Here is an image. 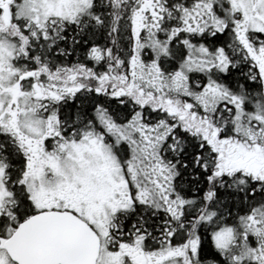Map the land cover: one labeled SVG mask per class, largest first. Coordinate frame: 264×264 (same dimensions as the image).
I'll return each instance as SVG.
<instances>
[{"label":"flooded vegetation","instance_id":"af4514ba","mask_svg":"<svg viewBox=\"0 0 264 264\" xmlns=\"http://www.w3.org/2000/svg\"><path fill=\"white\" fill-rule=\"evenodd\" d=\"M25 1L38 5L41 0ZM89 1L71 15L48 9L36 27L38 9L19 18V0H0V83L2 73L10 83L4 91L0 85V264L46 257L34 247L46 241L41 230L46 225L27 224L41 213H70L95 233L97 243L77 238L82 244L68 253L87 259L85 264H218L203 254L197 230L212 223L184 218L190 199L173 187L176 158L162 159L172 174L151 158L159 138L154 132L159 113L172 118L191 113L202 122L203 113L190 101L201 99L208 83L224 84L221 74L229 67L246 69L244 83L259 89L252 98L264 100V0ZM112 8L115 15L102 31L105 44L62 43L64 34L74 33L69 25L87 21L90 28L100 19L97 13ZM113 36L119 44L111 43ZM215 36H220L216 42ZM51 37L58 43H46ZM201 50L230 53V64L224 70L223 64L207 67ZM146 53L156 60V75L172 80L173 93L167 95L172 102L143 108L142 96L129 90L133 54L146 58ZM190 56L199 63L196 69L207 71L184 67ZM171 58V71L162 73L159 60ZM146 133L150 156L141 154ZM78 160L94 168L87 175L93 181L89 187L47 188L63 178L64 165ZM244 164L248 173L242 174L253 186L264 164L256 166L252 159H228L212 177L219 182L235 177Z\"/></svg>","mask_w":264,"mask_h":264},{"label":"trees","instance_id":"16d2710c","mask_svg":"<svg viewBox=\"0 0 264 264\" xmlns=\"http://www.w3.org/2000/svg\"><path fill=\"white\" fill-rule=\"evenodd\" d=\"M97 4V3H96ZM104 7V5H97V7ZM109 7V6H108ZM97 13V12H96ZM99 21H95L90 28L87 27V21L83 24H72L67 29H74L69 33L70 35H63L62 43L69 45H84V44H105L106 37L102 31L109 28V20L115 15L112 9L101 10L99 13ZM19 26L22 27L21 22ZM91 29V30H89ZM220 36L212 37L216 40ZM223 38V35H221ZM59 38L51 37L46 43L57 44ZM112 44H119V37H111ZM117 54H120L117 52ZM178 56V53H175ZM230 57L232 54H227ZM131 54L127 53V65ZM159 69L162 73L167 74L171 71V66L175 63V59L159 60ZM242 67V66H241ZM243 68V67H242ZM129 78V67L127 68ZM247 70L240 69L239 72L233 70L231 67L226 72L221 74L222 82L228 89L236 93L241 90L246 95L256 93L259 91L258 85L244 83ZM216 77L218 74H212ZM195 77H202L199 74H193ZM218 77V76H217ZM243 83V84H242ZM252 89L250 90V88ZM143 94V105H155L159 101L151 92L141 91ZM246 103H248L246 101ZM179 110L184 111V102H179ZM246 108L249 104H246ZM204 115V114H203ZM169 117L171 115L168 114ZM165 113L163 116L159 113V120L165 119L172 125L171 134L167 137L161 154L164 157L173 156L176 161L173 165L176 169V177L173 181V187L177 191L176 194L181 198H189L190 204L184 209V218H189L193 222L201 221L203 217L212 214L209 224L200 225L197 229L201 237V250L206 258H211L218 264H264V257L255 258L251 260H238L236 256V248L242 239V229L239 227V221L253 213H256L258 228L256 226L247 229L246 242L248 245L257 244L252 233L264 235V179L261 171L255 180L250 184V178L246 172L237 170L235 177H223L222 182L218 181V177H212V174H217L220 167H224V162L228 159H234L236 153L229 145V141L225 139L230 133L229 116L222 113L221 118L211 125L205 118L194 117L191 113H186L185 116H175L170 120ZM211 116V115H209ZM224 125L225 131L222 133L220 128ZM216 132L217 136L212 137ZM202 139H205L203 141ZM214 141L213 145H208V141ZM172 143L170 146L169 144ZM216 148V151L213 150ZM218 159V160H217ZM186 162L189 164L188 166ZM264 164L261 162L259 165ZM258 165V166H259ZM189 216V217H188ZM259 218V219H258ZM219 227L234 228V239L230 242L224 251H219L214 247L213 240L210 236L211 229ZM261 245H264V237L260 236ZM256 260V261H255Z\"/></svg>","mask_w":264,"mask_h":264},{"label":"rangeland","instance_id":"374dc122","mask_svg":"<svg viewBox=\"0 0 264 264\" xmlns=\"http://www.w3.org/2000/svg\"><path fill=\"white\" fill-rule=\"evenodd\" d=\"M19 1L21 6L19 5L16 17L27 18L30 16L33 9L39 10L40 15L37 13V16L33 17V23L36 24V27H39V24L42 25V21L40 20L42 19L44 12L48 9L50 11H59L62 15H71L73 12L76 13V6L88 5L89 7L91 3L89 0H41L38 5H34L28 1ZM21 1L24 3L22 4ZM133 55H136V57L133 68H130L129 70V90L140 94L141 96L143 95L141 94L142 90L151 92L152 95L155 98H158L159 101H165L166 103L172 102L173 98L167 99V95L173 93L170 89L172 80L167 78V76L156 75L155 58L151 61L150 53H146V58H143L144 56L142 57V54ZM198 55L200 56L201 61L206 62L207 67L212 64H223L222 70H224L225 67L230 64V58H228L227 54L220 55L218 53H210L201 50L198 52ZM189 60L190 62H187L186 64L184 63V67L186 65L190 68V70L195 69L203 73L207 71V69L202 67L196 69L198 68L199 63L193 59L192 56H190ZM185 70L188 71L186 68ZM1 78V80H4V83H0V85L4 91L5 89H8L7 87L10 83L9 80L6 79V73H2ZM174 84L177 85L176 81H174ZM257 95H262V91ZM246 101L248 103H246ZM190 103L195 105L196 108L205 115L206 120L211 125H213L212 122L215 123L219 118H221L222 113L230 115L228 119L230 123H227L230 127V134L225 139L229 141V145L232 146V150L236 153V157L234 159H237V162L240 161V159L245 161L247 159H252L256 166H258L261 162H264V100H260L259 98L253 99L252 94L246 95L241 90L234 93L224 84L215 85L214 83H208L202 90V98L197 99L196 101H190ZM246 104H249L248 108L245 107ZM169 119L173 120L174 118L170 117ZM171 129L172 125L169 124L168 121H165V119L159 120L158 128L154 132L159 138L157 143H155V148H153V152L151 154L153 155L151 158H156L161 163L158 167L160 169L167 170L169 174H172L174 171H172L169 165L162 160L164 158L161 151L166 143L167 137L171 134ZM220 130H222V133L225 131L224 125L220 128ZM142 136L143 148H141V154L142 156H150V153H147L145 150V148H147L146 141H148L146 137H150V135L146 133L142 134ZM216 136L217 133L214 132L212 137L215 138ZM171 144L172 143H170L169 146ZM91 165L92 164H88L86 162L83 163L80 160L64 165L63 178L58 181L50 182L47 188H62L69 185H84L89 187L93 182L91 180H87L88 172L94 169ZM246 168L247 165L244 164L242 167H239L238 170L248 173L247 170H245ZM143 172L145 173V171ZM88 178H90L89 175ZM169 178L171 179L172 175H170ZM211 218L212 214L210 213V215L203 217L201 221H210ZM254 226L257 228L259 227L256 213L248 215L239 221V227L242 229V239L236 248L235 257L240 261L264 257V245L260 244V236L264 237V235H257L254 231L252 234L255 236L254 240H256L257 244L253 246L248 245L246 242L247 235L245 231H247V229L250 230L251 227ZM234 231L235 230L232 227L217 228L213 236L214 247L219 251H224L234 239Z\"/></svg>","mask_w":264,"mask_h":264},{"label":"water","instance_id":"95a60500","mask_svg":"<svg viewBox=\"0 0 264 264\" xmlns=\"http://www.w3.org/2000/svg\"><path fill=\"white\" fill-rule=\"evenodd\" d=\"M46 225V241L41 239L40 243H34V247H41V250L46 253V257L34 260H21L22 264H85L87 259L81 257H73L68 254L69 251H76L73 247L82 244L77 238H94L96 242L95 233L82 221L74 217L72 214H37L32 217L27 224ZM39 229V228H38ZM44 233V232H43ZM41 233V237H43ZM97 243V242H96ZM86 245H91L87 243ZM97 247V244H96ZM93 259H91V262ZM194 264V263H191Z\"/></svg>","mask_w":264,"mask_h":264}]
</instances>
